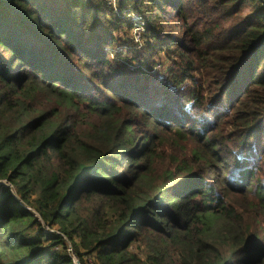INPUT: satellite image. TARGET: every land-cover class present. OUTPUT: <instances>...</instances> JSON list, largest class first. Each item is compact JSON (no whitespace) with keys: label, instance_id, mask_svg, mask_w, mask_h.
Listing matches in <instances>:
<instances>
[{"label":"trees","instance_id":"1","mask_svg":"<svg viewBox=\"0 0 264 264\" xmlns=\"http://www.w3.org/2000/svg\"><path fill=\"white\" fill-rule=\"evenodd\" d=\"M116 11L0 0V264H264V0Z\"/></svg>","mask_w":264,"mask_h":264},{"label":"built area","instance_id":"2","mask_svg":"<svg viewBox=\"0 0 264 264\" xmlns=\"http://www.w3.org/2000/svg\"><path fill=\"white\" fill-rule=\"evenodd\" d=\"M104 2H106L107 6H110L115 11V13L117 12L116 11V0H104ZM127 18L132 22V27L129 32V37L132 40L136 48H141L143 45V37L146 32L145 22L143 21L142 17L136 13L127 14ZM133 67L136 68L138 67V65H135ZM159 70H161V66L160 65L155 66L154 71H159ZM0 185H3L4 187L9 188L13 191L12 186L7 181H0ZM44 229H45V232L59 234L56 230L49 229L48 227H44ZM64 241L66 243V252L71 257L73 264H91L92 263L90 261L92 258H86L85 263H81L78 256H76V254L74 253V250L71 244L66 239ZM54 249L57 250L58 247H55Z\"/></svg>","mask_w":264,"mask_h":264},{"label":"rangeland","instance_id":"3","mask_svg":"<svg viewBox=\"0 0 264 264\" xmlns=\"http://www.w3.org/2000/svg\"><path fill=\"white\" fill-rule=\"evenodd\" d=\"M143 39H144V37H143ZM131 249H132V252L134 251L142 260L144 259V257H145V253L144 252L145 251H144L143 247L141 246V244L139 242L134 243L133 245H131ZM90 261L92 262L91 264L94 263V261L92 259Z\"/></svg>","mask_w":264,"mask_h":264}]
</instances>
